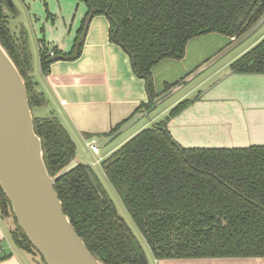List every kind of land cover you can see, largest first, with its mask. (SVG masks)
<instances>
[{"label":"trees","instance_id":"1","mask_svg":"<svg viewBox=\"0 0 264 264\" xmlns=\"http://www.w3.org/2000/svg\"><path fill=\"white\" fill-rule=\"evenodd\" d=\"M78 1L87 11L72 50L66 53L54 48L50 52L42 39V74H49L55 60L79 58L85 27L95 16L105 15L110 40L123 47L135 72L146 80L149 101L140 110L149 108L158 96L152 75L156 64L183 58L188 42L195 37L210 33L239 37L264 13V0ZM11 14H18L14 1L0 0V43L25 79L44 160L50 175L56 176L77 157V145L55 113H34L48 107L50 99L34 74L30 35L24 26L19 32L13 30ZM230 71L264 74V38L235 60ZM173 85L167 84L166 89ZM198 98L179 102L165 119L141 130L105 157L101 167L154 259L264 257V144L182 146L172 136L168 122ZM55 188L76 231L104 264H140L132 244L142 249L136 234L89 164L80 163L59 178ZM0 213L15 219L11 231L15 243L39 253L19 226L1 186Z\"/></svg>","mask_w":264,"mask_h":264},{"label":"crops","instance_id":"2","mask_svg":"<svg viewBox=\"0 0 264 264\" xmlns=\"http://www.w3.org/2000/svg\"><path fill=\"white\" fill-rule=\"evenodd\" d=\"M42 1L45 11L47 6L50 8L52 18L50 16L48 18L44 13L42 16L40 13L42 16L40 21L45 20L40 27L39 23L34 21L32 14L30 18L34 28L28 29L27 25L18 21L19 27H26L30 42L32 37H35L37 42L35 48L37 59L33 54L34 74L37 75L35 77L39 81V88L50 99L47 113L53 112L61 119L77 145L76 158L93 168L96 163L87 156V153L83 157L80 153L91 151L88 145L90 142L96 141L98 145L101 136L111 133L139 111L143 104L148 103L146 80L135 72L131 57L123 47L110 40V22L105 15L95 16L91 20L83 39L81 56L75 60H55L50 66L49 74L44 76L38 56L41 40L44 39L50 52L54 48L66 53L70 52L87 7L78 0L76 2ZM21 2L25 6L28 5V12L31 14L32 6L35 4H32L31 0H21ZM60 10L62 16L57 14ZM216 34L210 33L191 39L183 58L164 59L154 66L152 75L157 95L167 90V84L173 85L185 78L233 40L221 34L220 43L213 48V54L209 51L205 54L204 45L200 43L201 46L193 50L191 64H188L190 46L199 40H204L208 35ZM263 38L264 33L224 65L213 69L210 73H207L209 70L204 72L199 76L204 75L198 83L190 86L188 91L166 107L164 106L169 98L165 100L151 115L150 121L154 124L165 119L179 102L199 96L168 122L172 136L182 146L235 148L264 144V74L230 71V65ZM197 91V95L193 96ZM147 124H144L139 131ZM112 142L104 148H99L98 154L107 149ZM115 150V147L111 148L99 158L100 161L97 160V163L101 165V161ZM93 170L99 176L105 174L102 167L101 172H97L98 170L94 168ZM15 227L12 216H4L0 213V264H46L39 253L23 249L15 243L11 235ZM155 262L157 264H264V257L155 259Z\"/></svg>","mask_w":264,"mask_h":264},{"label":"water","instance_id":"3","mask_svg":"<svg viewBox=\"0 0 264 264\" xmlns=\"http://www.w3.org/2000/svg\"><path fill=\"white\" fill-rule=\"evenodd\" d=\"M9 2L12 4V0ZM263 26L264 13L225 48L152 99L149 108H142L113 132L101 136L98 147L104 148L141 119L150 118L160 104L253 37ZM80 163L75 158L56 176L50 175L42 140L35 131L25 79L0 43V186L11 203L19 226L46 264H104L76 231L55 188L57 180ZM132 244L140 264H149L139 245Z\"/></svg>","mask_w":264,"mask_h":264},{"label":"rangeland","instance_id":"4","mask_svg":"<svg viewBox=\"0 0 264 264\" xmlns=\"http://www.w3.org/2000/svg\"><path fill=\"white\" fill-rule=\"evenodd\" d=\"M74 2H76L77 0H73ZM14 3L16 4V7L19 10V14H17V17H14L13 14H11L10 20H14L13 22H11V26L13 28V30H15L16 32H19L20 30V25L19 22H23L25 25L28 26V29L30 28H34V25L32 26L31 23V16L32 14H34L33 19L35 22L39 23V26H42V22H45V20L40 21V19L42 20V16L43 13L45 14V16H47L49 18H52V15L50 14L49 10L50 8L47 6L46 7V11H45V7L43 4L42 0H31L32 4H35V6H32L31 9V14H29L28 10L29 7L28 5L25 6L24 4H21V0H14ZM41 5V7H40ZM76 9V7H75ZM41 13V15H40ZM59 16L61 14V10L59 13ZM58 16V17H59ZM17 18V19H16ZM45 18V17H44ZM32 26V27H31ZM30 27V28H29ZM43 33V32H41ZM45 33V32H44ZM264 33V26L258 31L256 32V34L252 37L249 38L245 43H243L242 45H240L238 48H236L235 50H233L232 52H230L227 56H225L224 58H222L220 61H218L214 66H212L209 71L207 73H210L211 71H213V69H217L218 67L224 65L225 63H227L228 61H230L231 59H233L237 53L243 49L245 46L249 45L250 43H252L255 39L259 38L262 34ZM33 34V33H31ZM220 35L219 33H217L214 36H207V38H204V40H199V42H195L194 44H192L190 46V48L188 49V64H191L192 58H193V50L196 49L197 46H201L200 43H203V47H204V53L207 54V51L212 52L211 54H213V48L218 45L220 43ZM203 41V42H201ZM31 46L33 49V54L35 56V59H37V55H35V48L37 46V42L35 40V37L31 38ZM39 56V55H38ZM35 76H37L35 74ZM204 77H197L191 84H189L188 86H186V88H182L180 91H178L177 93H175L173 96H171L167 101V104H165L164 107L168 106L173 100H175L177 97H179L180 95H182L184 92L188 91V89L190 88V86L198 83V81L200 79H202ZM181 80V79H180ZM198 91L196 93H194L193 96L197 95ZM48 111V107L46 108H37L34 110V113L36 115H46ZM150 118H143L141 119L139 122H137L135 125H133L132 127H130L129 129H127L126 131H124L123 133H121L113 142L112 144L107 148L101 151L100 154H96L93 153L92 151H86L83 153H80V155L83 157V155L85 156L87 153V156L90 157V159L96 163V165L93 166V168L97 171V172H101V165L97 163V160H100L99 158L102 155H105L106 152H108L111 148L115 147L116 149L119 148L121 145H123L126 141H128L131 137H133L135 134H137L138 132H140V128L142 126H144V124H147V126L144 127L145 128H149L153 126V123L150 121ZM157 123V122H156ZM143 130V128L141 129ZM138 131V132H137ZM137 132V133H135ZM98 175V174H97ZM99 180H100V184L103 186V188L105 189V191L107 192V194L112 198V200L115 202L116 206H117V210L118 212L126 219V221L129 223V225L132 227L134 233L136 234V237L139 241V243L142 246V249L144 251V255L146 256L148 263L149 264H157L155 262V259L152 255V252L145 240V238L143 237V235L140 233V231L138 230L137 226L135 225L134 221L132 220L129 212L127 211L122 199L120 198L119 194L117 193V191L115 190L114 186L111 184V182L109 181V179L107 178V176L103 173L100 176L98 175ZM12 220L15 222V219L12 217ZM39 255V254H38ZM40 257V256H39Z\"/></svg>","mask_w":264,"mask_h":264},{"label":"built area","instance_id":"5","mask_svg":"<svg viewBox=\"0 0 264 264\" xmlns=\"http://www.w3.org/2000/svg\"><path fill=\"white\" fill-rule=\"evenodd\" d=\"M88 145H89V147H90V149H91L92 152H94V153H96V154L99 153V147H98L96 141H92V142H90ZM98 161H100V160H98Z\"/></svg>","mask_w":264,"mask_h":264}]
</instances>
